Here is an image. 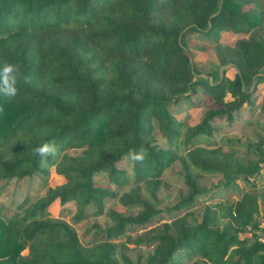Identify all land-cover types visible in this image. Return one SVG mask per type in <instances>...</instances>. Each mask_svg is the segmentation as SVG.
<instances>
[{
	"label": "trees",
	"instance_id": "1",
	"mask_svg": "<svg viewBox=\"0 0 264 264\" xmlns=\"http://www.w3.org/2000/svg\"><path fill=\"white\" fill-rule=\"evenodd\" d=\"M262 27L264 0H0V67L19 64L28 78L19 81L15 98L0 96V186L49 175L52 167L65 180L37 202H24L20 213L0 216V264H122L114 241L162 212L143 198L141 184L155 193L177 160L188 192L168 212L188 211L208 193L199 188L191 165L202 174L221 175L227 188L255 176L258 165L243 166L222 147L193 148L187 158L161 149L153 121L174 144L187 124L168 105L198 87L221 108L187 131L186 145L211 136L216 118L232 120L264 83V37L255 33ZM229 32L248 38L225 47L221 35ZM193 34L216 43L220 68L208 79L194 65L193 48L206 47H189ZM222 68L233 76L222 77ZM51 141L60 152L41 168L33 149ZM141 148L144 161L133 159L136 187L120 197L125 207L142 208L140 213L110 211L114 225L92 246L83 245L69 224L52 219L57 201L77 202L79 219L89 205L103 215L104 200L117 197L129 181L117 165ZM68 150L83 151L70 156ZM100 173H107L115 190L97 186ZM258 214L256 198L245 193L206 207L201 220L187 214L157 226L139 239L154 247L144 264H264Z\"/></svg>",
	"mask_w": 264,
	"mask_h": 264
},
{
	"label": "rangeland",
	"instance_id": "2",
	"mask_svg": "<svg viewBox=\"0 0 264 264\" xmlns=\"http://www.w3.org/2000/svg\"><path fill=\"white\" fill-rule=\"evenodd\" d=\"M255 33L264 37V27L255 30ZM248 36L238 35L232 32L221 35L220 44L225 47H234L240 40L247 39ZM189 47L203 45L205 51L198 48L194 50V65L203 73V78L209 76L220 67L219 60L214 51L216 43L193 34L187 38ZM229 69V68H228ZM221 76L232 77L231 71L220 69ZM214 82V78H210ZM228 99H230L228 97ZM221 108L205 91L198 87L196 92L181 98L177 103L168 105L170 114L176 116L181 121L186 122V127L182 129L181 137L174 144L162 135L154 120V135L157 144L161 149L172 148L179 157L188 156V151L193 148L215 149L222 147L232 153L236 162L243 166L249 164L258 165L259 172L247 179L237 180L230 188L224 187L225 180L219 174L206 175L199 172L191 165V171L198 179L199 188L208 191L207 194L199 196L194 206L183 211H173L177 204L187 195L188 188L184 179V171L180 160L167 168L161 177V186L154 193L151 186L141 184L143 198L149 201L155 209L161 210V214L155 217L151 223L145 226H130L126 236L115 240L117 246V258L122 264V255H126L133 264H144L146 257L153 251L154 247L147 246L140 242L149 230L164 223L191 215V219L201 220L206 207L230 200L236 201L245 193L252 194L258 203L259 214L257 222L264 220V83L255 89L251 102L246 104L239 112L235 113L232 120L216 118L212 122L215 131L211 136H201L194 140L192 144L186 145L183 139L190 128L202 124L206 114L211 110ZM83 150H68L70 156H78ZM117 168L124 171L129 181L121 189L117 190V197L106 198L104 204V214H98L96 205L85 207L83 217L78 218V203L72 201L62 206L59 201L52 205L50 214L53 220L62 221L73 227L78 233L81 243L85 246H92L104 239L105 232L114 223L109 217L110 211H115L123 216H135L142 211V208L125 207L120 197L127 192H131L135 187L133 159L132 155L123 159ZM97 186L115 190V186L110 181L107 173H100L95 176ZM65 180L57 174L56 167L50 168L49 175H36L30 179L13 180L2 184V195L0 196V216L10 218L20 213L19 207L28 201L30 204L37 202L44 197L49 188L63 184ZM253 229H249L246 235L251 236ZM261 240V238H260ZM195 261V259L193 260ZM203 264V263H202Z\"/></svg>",
	"mask_w": 264,
	"mask_h": 264
},
{
	"label": "clouds",
	"instance_id": "3",
	"mask_svg": "<svg viewBox=\"0 0 264 264\" xmlns=\"http://www.w3.org/2000/svg\"><path fill=\"white\" fill-rule=\"evenodd\" d=\"M23 79L28 82L27 77H23L21 73V66L19 64H11L5 62L0 67V96L9 100L16 97L18 94V83ZM3 111V108H0ZM60 152V149L54 141L44 142L39 147L33 149V155L40 157V167H49V157L55 159ZM146 156V150L141 148L140 151L132 156L135 161L143 162Z\"/></svg>",
	"mask_w": 264,
	"mask_h": 264
},
{
	"label": "built area",
	"instance_id": "4",
	"mask_svg": "<svg viewBox=\"0 0 264 264\" xmlns=\"http://www.w3.org/2000/svg\"><path fill=\"white\" fill-rule=\"evenodd\" d=\"M260 238H261V241L264 242V232L260 233Z\"/></svg>",
	"mask_w": 264,
	"mask_h": 264
},
{
	"label": "crops",
	"instance_id": "5",
	"mask_svg": "<svg viewBox=\"0 0 264 264\" xmlns=\"http://www.w3.org/2000/svg\"><path fill=\"white\" fill-rule=\"evenodd\" d=\"M260 223H261V226L264 227V220H261Z\"/></svg>",
	"mask_w": 264,
	"mask_h": 264
}]
</instances>
